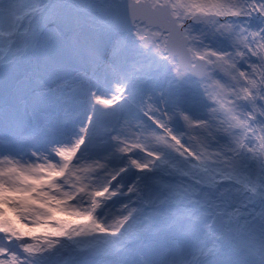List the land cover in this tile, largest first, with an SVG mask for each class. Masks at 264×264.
<instances>
[{
	"label": "snow or ice",
	"instance_id": "obj_1",
	"mask_svg": "<svg viewBox=\"0 0 264 264\" xmlns=\"http://www.w3.org/2000/svg\"><path fill=\"white\" fill-rule=\"evenodd\" d=\"M0 264H264V0H0Z\"/></svg>",
	"mask_w": 264,
	"mask_h": 264
}]
</instances>
